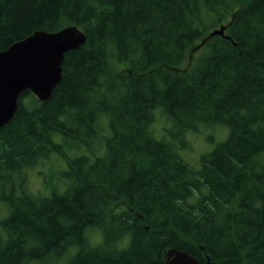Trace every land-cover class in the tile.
Returning <instances> with one entry per match:
<instances>
[{
  "label": "trees",
  "instance_id": "16d2710c",
  "mask_svg": "<svg viewBox=\"0 0 264 264\" xmlns=\"http://www.w3.org/2000/svg\"><path fill=\"white\" fill-rule=\"evenodd\" d=\"M70 26L86 43L49 99L26 91L0 128V264H264V0H0V52ZM214 125L227 137L195 169L185 135ZM52 155L62 193L17 187Z\"/></svg>",
  "mask_w": 264,
  "mask_h": 264
},
{
  "label": "water",
  "instance_id": "95a60500",
  "mask_svg": "<svg viewBox=\"0 0 264 264\" xmlns=\"http://www.w3.org/2000/svg\"><path fill=\"white\" fill-rule=\"evenodd\" d=\"M224 30L220 26L207 37L224 36ZM85 43V33L70 26L54 33L37 31L0 52V128L11 121L18 99L26 91L41 102L48 100L61 80L64 55ZM162 264L210 263L200 262L188 252L170 249L164 254Z\"/></svg>",
  "mask_w": 264,
  "mask_h": 264
},
{
  "label": "rangeland",
  "instance_id": "374dc122",
  "mask_svg": "<svg viewBox=\"0 0 264 264\" xmlns=\"http://www.w3.org/2000/svg\"><path fill=\"white\" fill-rule=\"evenodd\" d=\"M220 27L217 26L215 29H218ZM213 28H209L207 32H210ZM196 53V52H195ZM196 55V54H195ZM156 116V121L153 125V131H154V137L157 140H166L168 141V138L170 139L168 135V131L172 129V124L170 121H168L164 115L161 114L160 109H157L154 112ZM105 125V122H103ZM106 126V125H105ZM167 133V135H166ZM228 129L222 125H214L211 127H201L198 132L191 133L188 132L185 135V140L189 145L188 149L179 150V154L181 157L187 162L191 167L198 169L200 166V158L202 155L208 154L211 152L217 144L223 142L227 137ZM101 137L107 138L109 137V132H102L100 134V141L101 143L104 141V139H101ZM98 138V135L95 139ZM93 140H90L88 145V148H90L91 142ZM95 142V141H94ZM96 143L94 144L95 147ZM97 147H95L96 149ZM87 153V151H85ZM97 155L102 156L101 152L99 151ZM95 155L90 156V160L93 159ZM264 156V155H263ZM98 157V156H97ZM66 166L62 159L51 156L49 159L44 160L42 163L33 166L31 168H27L24 170V178L23 179H15V184L17 187H19L25 192L29 193V195L32 196H49L53 191H56L57 193H62L67 184V180L63 179L61 177L60 171L65 170ZM23 180V181H22ZM8 188V185L6 186V189ZM18 194L21 193V191H17ZM23 192V193H24ZM122 208H125L124 205H121ZM8 211L6 205H4L2 202H0V223L7 217ZM0 232H1V225H0ZM90 240L92 242H99L100 234L99 232H91L90 233ZM97 245V244H94ZM73 253V250L70 251V254ZM69 258L68 256H65L61 260H59L57 263L54 261V259L48 260L46 263H38L33 262L30 264H66L67 260Z\"/></svg>",
  "mask_w": 264,
  "mask_h": 264
}]
</instances>
